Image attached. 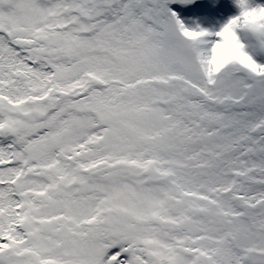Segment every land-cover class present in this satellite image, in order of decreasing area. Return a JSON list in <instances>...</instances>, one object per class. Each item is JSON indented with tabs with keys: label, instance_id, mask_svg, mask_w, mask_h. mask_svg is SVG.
<instances>
[{
	"label": "snow or ice",
	"instance_id": "obj_1",
	"mask_svg": "<svg viewBox=\"0 0 264 264\" xmlns=\"http://www.w3.org/2000/svg\"><path fill=\"white\" fill-rule=\"evenodd\" d=\"M0 264H264V0H0Z\"/></svg>",
	"mask_w": 264,
	"mask_h": 264
}]
</instances>
